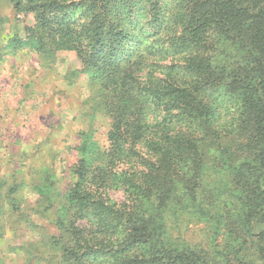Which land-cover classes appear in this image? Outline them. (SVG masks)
<instances>
[{
    "label": "trees",
    "instance_id": "trees-1",
    "mask_svg": "<svg viewBox=\"0 0 264 264\" xmlns=\"http://www.w3.org/2000/svg\"><path fill=\"white\" fill-rule=\"evenodd\" d=\"M10 2L30 18L17 40L47 65L75 59L108 120L58 202L61 263L264 264V0ZM210 167L227 171L225 243L178 248L167 216L199 198L213 212Z\"/></svg>",
    "mask_w": 264,
    "mask_h": 264
},
{
    "label": "rangeland",
    "instance_id": "rangeland-1",
    "mask_svg": "<svg viewBox=\"0 0 264 264\" xmlns=\"http://www.w3.org/2000/svg\"><path fill=\"white\" fill-rule=\"evenodd\" d=\"M28 24L30 18L14 17L10 0H0V264H63L50 245V236L60 231L58 202L77 181L81 144L106 145L108 120L87 102L86 76L70 75L79 65L75 59L47 65L34 48L17 40L25 37ZM208 173L213 212L201 213L208 206L199 198L167 216L178 248L212 250L225 243L214 207L222 200L225 211L232 207L227 171L210 167ZM104 260L99 257L98 264Z\"/></svg>",
    "mask_w": 264,
    "mask_h": 264
}]
</instances>
